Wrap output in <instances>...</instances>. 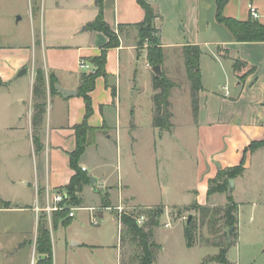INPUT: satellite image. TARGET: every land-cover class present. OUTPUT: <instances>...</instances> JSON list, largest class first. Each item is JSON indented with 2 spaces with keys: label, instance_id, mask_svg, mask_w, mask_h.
Returning <instances> with one entry per match:
<instances>
[{
  "label": "crops",
  "instance_id": "1",
  "mask_svg": "<svg viewBox=\"0 0 264 264\" xmlns=\"http://www.w3.org/2000/svg\"><path fill=\"white\" fill-rule=\"evenodd\" d=\"M145 1L153 8L152 25L163 49L161 74L173 79L166 62L168 52H181L188 45L197 46L201 51L197 113L195 118L181 121L171 106L172 127L162 130L152 125L154 73L147 61L148 44L139 43L136 29L143 22L145 12L137 0H102L103 19L116 34L118 44L105 49V75L96 77L89 93L92 112L86 117V123L94 129V135L86 148L105 150L112 145L116 163L109 164L104 159L100 165H87L78 160V166L86 168L87 176L96 178V189L90 182L83 189L87 187L94 197L101 196L104 203L111 201L115 206L123 202L149 208L224 205L227 197L224 202L217 201L222 193L207 194L209 181L219 171L237 168L234 176L228 178L227 194L238 207V243L242 239L244 209L249 208V222L256 210L264 212V41L236 40L216 19L217 0ZM37 4H34L37 8H31V3L28 7V20L33 23L32 40L30 35L24 44L12 47L0 42V163L13 157L16 163L25 166L21 174L8 179L15 190L12 197L0 191V264H10L30 243L26 234L31 231L32 214L36 219L35 251L41 214L46 216L50 239L51 229L57 225L79 231L77 223L71 221L75 214L68 218L57 212H36L35 207L42 209L46 192L64 188L74 174L68 153L75 147L74 127L85 120V102L79 95V85L81 75L89 72L80 68L79 61L85 59L96 69L92 59L101 54L109 41L103 32L91 26L99 13L96 0H38ZM250 6L257 9L256 20L264 25V0H229L223 14L247 20L252 18ZM60 23L66 30L58 32ZM37 33L39 40H36ZM236 60L242 62L237 70L234 69ZM36 66L43 68L46 77L40 150H36L32 139ZM182 66L186 74L185 64ZM22 69L25 71L19 74ZM51 74L55 84L75 89L77 94L63 97L59 92H52L48 83ZM142 79L145 88L141 85ZM183 85L182 93L190 95ZM142 108L146 111L147 125L150 129L152 125L154 134L155 130L161 131L162 140H178L182 133L180 126L194 129L196 140L181 175L169 179L164 174L160 177L163 169L161 158L156 156L155 139L150 149V170L144 168L140 146L139 110ZM31 152L38 164L33 172ZM229 179H233L232 187ZM31 196L33 201L37 200L33 207ZM95 213L102 217L104 211ZM10 217L13 224L7 222ZM14 228L17 232H11ZM254 230L253 226L247 227L249 233ZM70 240L72 246L79 248L101 246L71 233Z\"/></svg>",
  "mask_w": 264,
  "mask_h": 264
},
{
  "label": "rangeland",
  "instance_id": "2",
  "mask_svg": "<svg viewBox=\"0 0 264 264\" xmlns=\"http://www.w3.org/2000/svg\"><path fill=\"white\" fill-rule=\"evenodd\" d=\"M37 3L38 0H0V42L12 47V45L15 44H24L30 35L32 40L33 23L31 21L30 24L28 20V7L30 5L31 8H37L38 6L34 7V4L38 5ZM57 28L60 29L58 32L66 30V27H63L61 23ZM136 29L138 30L137 26ZM138 33L140 38L139 43L141 45L148 44L149 46L148 39L142 37L139 30ZM38 37L37 33L36 40H39ZM87 62L93 68V65L89 61ZM166 62L168 66H170L172 80L176 82V86L172 88L169 111L172 106V111H174L177 119L181 121L187 120L189 117L195 118L192 111L191 93L190 95H188V93H182L183 84H185V87L190 91V82L187 78V72L185 74L182 66L183 63L185 64L183 51L178 53L168 52L166 54ZM199 66L198 64V67ZM38 68L43 70L42 67L36 66L35 73ZM199 74L201 79L202 73L200 67ZM0 76L2 75L0 74ZM141 85L145 88L146 84L144 79L141 80ZM0 93L2 94L1 91ZM1 94L0 97H2ZM188 101H190V103ZM139 111L141 113L140 136L142 140L140 146L143 151L142 158L144 160L143 164H145L144 168L146 171L150 170L152 161L150 149L153 139H155L156 141L154 142L157 145L156 156L161 158L160 163L163 169L162 173L160 171V177L164 174V177L169 179L171 176L181 175L183 169L189 163L190 158L187 154H190L196 140L194 129H186L187 127L184 128L180 126L178 129H182V133H180L181 137L178 140H162V132L155 130L154 134L152 125L151 129L149 124L147 125L145 108ZM189 146L191 148H189ZM161 150L163 153H161ZM104 159H106V162L109 164L116 163V152L112 145L105 148V150L100 149V147L97 149H95V147L86 148L84 153L80 156L79 162L86 163L87 165H94L95 163H99L100 165L103 163L102 161H104ZM24 160L27 162L26 158ZM5 162L6 163H0V191L4 195L12 197L15 190L8 184V179L15 178L21 174L25 166L16 163L13 157H8V162L7 159ZM36 167L38 168V164L33 160L31 152V172H33L32 169ZM109 170L111 169L109 168ZM67 191L73 202V207H76L74 210L75 217H73L71 221L73 222L74 220L77 223L79 231L70 230L66 228V226L61 225L54 226L51 229L54 264H120V250L121 259L125 261L126 264H137V256L140 254L141 249L138 248L135 243L129 241L127 235L125 236V241L121 243L122 232L121 228H118V211L114 208L115 205H112L111 201H109V203H104L101 196H98L99 198L94 197L87 187L81 191ZM227 192L228 191L218 196L217 201L224 202ZM97 198L99 200L95 202ZM36 202L37 200L33 201V197L31 196L32 207L35 206ZM91 205L98 208L95 212L97 210L104 211L102 217L97 215L99 220L97 225H93L89 221L90 211L86 208L92 207ZM123 205L125 206L123 211L133 213L138 219L143 216V220L145 221L146 212L149 210V207L138 206L126 202H123ZM69 207H67L68 210ZM210 207L213 206L210 205ZM162 209L163 212L160 216L159 225L153 229V239L160 244V249L157 250L154 255V264H218L211 261L202 263L206 257L218 252V248L212 245L231 239L229 229L221 225L222 220H218V215H213L209 211L204 215L202 214L204 217H201V214L198 210L194 209V206H172L170 208L166 206ZM248 211L249 208L246 207L241 216L243 228L242 239L238 241V243L236 242L232 245L227 253L229 264H264V246H262L264 236V212L260 213L256 210L255 214H252L251 222H249ZM189 215L192 216L191 222H193L195 228L194 234L196 242L192 247L186 246L184 238V226L186 225ZM7 222L13 224L12 218L10 217ZM35 222L36 219L32 214L31 231H28L26 234V238L30 243L16 254L14 260L10 264L36 263L39 255L34 248L36 237ZM166 222L169 223V225L166 226ZM249 226L254 227L255 230L253 233L247 232V227ZM12 231L17 232L16 228L11 230V232ZM70 233L75 234L79 239L101 246L92 249L72 246ZM17 235H20V233Z\"/></svg>",
  "mask_w": 264,
  "mask_h": 264
},
{
  "label": "trees",
  "instance_id": "3",
  "mask_svg": "<svg viewBox=\"0 0 264 264\" xmlns=\"http://www.w3.org/2000/svg\"><path fill=\"white\" fill-rule=\"evenodd\" d=\"M229 0H217L216 1V19L223 23L234 35L238 41H264V25L258 22L256 19L250 18L247 20H238L233 17H228L223 14V8ZM99 6V13L96 19L91 23V26L103 32L109 39L106 43L101 54L92 59L96 69L94 71L84 72L81 75V83L79 85V95L83 97L85 102V120L76 125L75 128V147L68 153L69 165L74 170V174L71 176L69 183L64 188L58 190L65 191L67 198L61 203L65 206L64 209L56 211L60 216H68L69 206H73V202L69 196L67 190L81 191L84 185L90 182V178L78 166V160L85 151L87 145H89L93 139L94 129L89 127L86 123V117L92 112L91 99L89 93L95 86V79L99 75H105V62H106V48L116 46L118 40L111 30L109 25L104 21L102 14V0H96ZM140 6L145 12V18L143 22L137 24L138 30L142 37H146L149 41L147 50V61L150 66L160 65L163 62V49L160 46L159 39L156 35V29L152 25V20L155 17L153 8L145 0H137ZM183 54L185 59V66L187 72V78L190 82V93L192 111L196 116L198 108L197 94L201 89V80L199 74V57L201 54L200 49L197 46H185L183 47ZM242 62L236 60L234 63L235 70L239 69ZM48 83L52 92H58L55 88L56 80L54 76L48 75ZM174 81L169 79L164 74L160 76H154L152 79V88L155 93L152 95L153 103V115L152 125L160 129L168 130L172 127L170 119L172 113L169 111V96L171 90L175 87ZM46 88L45 73L41 68H38L35 73V79L33 83V115H32V139L36 150L41 149L40 142V129L43 122V116L45 113V102L43 100ZM238 171L235 169H228L219 171L214 179L209 181L207 194L219 192L224 193L227 191L228 178L234 176ZM227 202L224 205H216L210 207L208 205L195 204L194 209L204 215L207 212H211L213 215H218V220H222L221 225L226 228H232L230 231V240L214 244L218 248V252L214 255L206 257L205 261H214L218 264H229L227 259V253L229 249L237 242V203H235L230 194L226 195ZM163 212L161 206L150 207L146 212V219L142 224L136 222V216L133 213H124L121 217V243L125 241V236L129 237V241L135 243L138 248L141 249L140 254L137 256V264H154V255L157 250L160 249V245L153 239V229L159 225L160 216ZM216 221V220H215ZM193 222H189L184 226V238L186 246L191 247L195 244ZM212 230V229H211ZM215 230V229H214ZM217 231V230H216ZM226 235V232H225ZM36 251L39 254L35 264H52V249L50 233L46 224L45 214H41L38 219L37 238H36ZM120 264H126L121 259L120 250Z\"/></svg>",
  "mask_w": 264,
  "mask_h": 264
},
{
  "label": "built area",
  "instance_id": "4",
  "mask_svg": "<svg viewBox=\"0 0 264 264\" xmlns=\"http://www.w3.org/2000/svg\"><path fill=\"white\" fill-rule=\"evenodd\" d=\"M250 15L253 19H257L258 16H259V13L257 11V9L254 7V6H250ZM79 66L81 69L83 70H87V71H94V68H92L90 66V64L86 61V60H83L81 59L79 61ZM82 170H85L86 168L84 166L81 167ZM67 198V193L65 191H61V190H52L51 192H46L45 194V197H44V202H45V205L44 207L41 209L39 207H35V210L36 212L40 211V210H44L46 212H56V211H59V210H62L65 208V206H63L61 203L64 201V199ZM108 208V207H106ZM117 211H118V214H117V223H118V228H122V222H121V217H122V214L124 213H127L125 211H123V209L125 208V206L123 205V203H120L118 204L117 206L114 207ZM76 209V207H69V212H68V216L69 217H72L74 216V210ZM90 211V222L93 224V225H97L99 223V220H98V216L96 215L95 213V210L98 209L96 207H89V208H86ZM136 219V222L138 224H142L144 222V217L141 216ZM166 226L169 225V223H166L165 224Z\"/></svg>",
  "mask_w": 264,
  "mask_h": 264
},
{
  "label": "water",
  "instance_id": "5",
  "mask_svg": "<svg viewBox=\"0 0 264 264\" xmlns=\"http://www.w3.org/2000/svg\"><path fill=\"white\" fill-rule=\"evenodd\" d=\"M153 73L155 76H160L161 74V66L160 65H154L151 67ZM25 70L22 69L19 74H22ZM55 88L58 90V92L63 96V97H70L72 95L77 94V90L75 89H68V88H64L62 86H60L59 84H55ZM135 93V92H134ZM95 183H96V178L95 177H91L90 178V184L91 186L95 188ZM233 186V179H229V187ZM192 216L189 215L186 221V224H188L191 221ZM232 228H229V231H231Z\"/></svg>",
  "mask_w": 264,
  "mask_h": 264
}]
</instances>
